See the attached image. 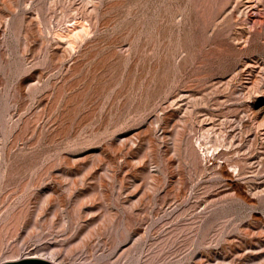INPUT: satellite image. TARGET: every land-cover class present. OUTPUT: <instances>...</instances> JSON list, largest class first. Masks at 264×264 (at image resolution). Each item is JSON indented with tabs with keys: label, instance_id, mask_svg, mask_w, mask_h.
<instances>
[{
	"label": "rangeland",
	"instance_id": "1",
	"mask_svg": "<svg viewBox=\"0 0 264 264\" xmlns=\"http://www.w3.org/2000/svg\"><path fill=\"white\" fill-rule=\"evenodd\" d=\"M263 158L264 0H0V264H264Z\"/></svg>",
	"mask_w": 264,
	"mask_h": 264
},
{
	"label": "bare ground",
	"instance_id": "2",
	"mask_svg": "<svg viewBox=\"0 0 264 264\" xmlns=\"http://www.w3.org/2000/svg\"><path fill=\"white\" fill-rule=\"evenodd\" d=\"M260 125H262V124H260ZM259 127V126H258ZM255 141H256V138L254 139V140H252V143H251V145L253 146L254 145V143H255ZM236 149V148H235ZM248 154H251V151H249L248 152ZM263 160H264V158H263ZM263 160L261 161V167H263L264 165H263ZM261 170H258V173L260 172ZM220 173H221V175L222 176H224V177H226V178H230L231 177V174L226 170V168L224 167V166H221L220 167ZM258 173H256V174H258ZM169 253H168V251H166V252H164L163 253V264H170V260L168 259V260H166L168 257H169V255H168ZM25 258V257H24ZM161 260V259H160ZM166 260V261H165Z\"/></svg>",
	"mask_w": 264,
	"mask_h": 264
},
{
	"label": "water",
	"instance_id": "3",
	"mask_svg": "<svg viewBox=\"0 0 264 264\" xmlns=\"http://www.w3.org/2000/svg\"><path fill=\"white\" fill-rule=\"evenodd\" d=\"M1 264H53V263L38 258H28V259L8 261Z\"/></svg>",
	"mask_w": 264,
	"mask_h": 264
}]
</instances>
